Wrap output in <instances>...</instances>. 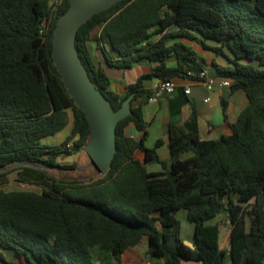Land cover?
<instances>
[{
    "label": "trees",
    "instance_id": "obj_1",
    "mask_svg": "<svg viewBox=\"0 0 264 264\" xmlns=\"http://www.w3.org/2000/svg\"><path fill=\"white\" fill-rule=\"evenodd\" d=\"M68 5L0 0V167L30 162L71 169L75 163L60 164L58 157L81 150L89 139L84 114L51 56L53 30ZM96 27L109 65L125 70L141 60L152 63L120 95L91 57L88 37ZM176 37L217 43L211 49L218 55L227 50L229 65L217 69L231 80L232 92L244 93L246 105L229 133L217 139L170 124L167 166L156 152L160 139L145 146L142 106L152 92L143 82L200 71L190 46L170 42ZM75 47L114 111L133 94L131 114L116 124V152L103 175L83 182L48 176L42 168L11 169L20 171L17 181L39 187L36 192L4 190L1 178L8 171L0 172V264H95L93 246L117 255L144 239L147 256L163 264H225L226 256L231 264H264V0H122L81 25ZM171 55L174 66L166 62ZM68 111L66 138L58 145L42 143L66 127ZM130 123L140 132L138 141L125 133ZM147 162L163 170L149 172ZM180 209L192 223L194 249L183 243ZM220 212L229 230L226 248L219 243L221 223H206Z\"/></svg>",
    "mask_w": 264,
    "mask_h": 264
},
{
    "label": "crops",
    "instance_id": "obj_2",
    "mask_svg": "<svg viewBox=\"0 0 264 264\" xmlns=\"http://www.w3.org/2000/svg\"><path fill=\"white\" fill-rule=\"evenodd\" d=\"M100 28H94L88 37V48L95 64L105 70L110 79L109 89L120 95L125 91V86L134 83L139 76L149 72L151 64L149 61L141 60L136 62L129 69H119L109 65L105 59V55L100 41ZM180 41L190 46L197 54L198 71L205 70L209 76L222 77L217 68L221 69L229 65L228 57H231L227 50H223L225 55L216 54L211 48L217 47L218 44L205 40L204 43L186 38H173L170 42ZM204 44V45H203ZM168 66H174L176 60L171 55L167 60ZM158 79L152 78L143 82L144 88L153 92L158 83ZM175 88L172 94L160 98L156 102H146L142 106L143 119L146 122L147 139L145 146L148 148L154 147L156 140L160 139L162 144L156 148L159 158L169 166L171 161L170 151L168 149L169 142V125L174 124L186 132H196L201 139L213 140L223 134L229 133V124L234 122L239 112L245 107L243 104V96L239 90L231 91L230 88L214 89L211 92L203 87L198 78L186 76H175L172 78ZM189 87L190 93L185 94L184 88ZM210 97L209 101H204L206 97ZM245 96V95H244ZM234 98L237 103L234 104ZM246 99V98H245ZM235 105V106H234ZM232 110H234L232 112ZM224 113L226 118H224ZM69 120L64 129L54 135V144H60L69 134L72 124L71 112L68 111ZM126 135L132 137L136 141L140 138V132L130 123L125 128ZM53 137V136H51ZM48 138V137H47ZM46 139V138H44ZM49 145V144H48ZM65 156H68L66 159ZM62 158L58 157L59 163H87L93 171V178L98 175L90 166V160L87 154L81 149ZM134 156L143 161V153L141 150H136ZM189 154H182L181 158L188 157ZM147 171L160 172L163 170L161 165L156 162L144 163ZM57 168V167H54ZM17 178L20 171L17 170ZM72 181V178H69ZM19 182V181H18ZM22 183V182H21ZM10 191V190H6ZM34 191V190H33ZM38 192V191H36ZM224 215H218L215 218V223L220 222L224 227V238L220 246L226 248L228 246V227L222 223ZM182 232V230H181ZM184 241V237L181 233ZM193 232L189 235V241H192ZM91 252L94 256L95 264H163V259L158 257L149 258L146 254V246L137 245L127 248L122 253L114 255L110 250L99 245L93 246ZM9 258H13L14 254L11 251L6 252ZM225 264H231L228 256L224 260ZM180 264H199L191 260H181Z\"/></svg>",
    "mask_w": 264,
    "mask_h": 264
},
{
    "label": "water",
    "instance_id": "obj_3",
    "mask_svg": "<svg viewBox=\"0 0 264 264\" xmlns=\"http://www.w3.org/2000/svg\"><path fill=\"white\" fill-rule=\"evenodd\" d=\"M122 0H69L68 8L55 24L51 38V56L60 78L75 105L84 114L89 125V139L82 150L90 160V166L96 175H103L111 168L116 152V124L131 114L130 94L117 110L111 108L110 102L95 87L81 62L75 47L78 29L95 14L109 9ZM19 166L33 168H54L44 164L18 162L0 167V172ZM183 243L194 249L192 242Z\"/></svg>",
    "mask_w": 264,
    "mask_h": 264
},
{
    "label": "rangeland",
    "instance_id": "obj_4",
    "mask_svg": "<svg viewBox=\"0 0 264 264\" xmlns=\"http://www.w3.org/2000/svg\"><path fill=\"white\" fill-rule=\"evenodd\" d=\"M52 2H56V0H52ZM239 93L242 95L243 93L239 90ZM243 96V104H246V99L245 96ZM239 104V102H236L235 98H234V104ZM234 105V106H235ZM234 110H232L233 112ZM54 136L53 137H48L46 139L42 140V143L44 144H49L52 145L54 144ZM64 156H61L60 159L62 161V158ZM66 159H68V156H65ZM60 164H65V163H60ZM71 164V163H69ZM12 168L6 170L8 171V173L3 176L1 179L6 181V183H4L2 185V188L4 190H34V191H40V188L35 186V185H31L28 183H21L17 181V172L16 170H11ZM44 172L46 175L48 176H52L54 178L57 179H64V180H69V178H72V181H83L86 182L90 177H92L93 171L90 167H88L87 163H83V162H76L75 166L71 169H61V168H43ZM70 181V180H69ZM223 214L224 212H220L219 215ZM177 218L180 221L181 224V230H182V235L185 238L184 241H189L188 237L190 234H192L193 232V226L192 223L189 222L186 219V210L185 209H180L177 211ZM216 218V217H215ZM215 218H211L209 220L206 221L207 224L210 223H215ZM224 232L225 229L223 226H220V243L222 242L223 238H224ZM140 246H146V242L145 239L142 240V242L140 243Z\"/></svg>",
    "mask_w": 264,
    "mask_h": 264
},
{
    "label": "built area",
    "instance_id": "obj_5",
    "mask_svg": "<svg viewBox=\"0 0 264 264\" xmlns=\"http://www.w3.org/2000/svg\"><path fill=\"white\" fill-rule=\"evenodd\" d=\"M57 1V0H56ZM46 29L45 22L42 23V29L40 32H44ZM189 77L198 78L203 87L207 90V92H211L214 89H222V88H230L231 80L224 77H213L209 76L205 70H201L199 72H194L192 70L188 71L187 74ZM175 88V84L172 80L169 81H158L156 87L154 88L151 96L148 98V102H156L160 98L168 96L173 93ZM184 93L189 94L190 88L185 87ZM210 97H206L204 101H209ZM146 264H150L147 262Z\"/></svg>",
    "mask_w": 264,
    "mask_h": 264
}]
</instances>
